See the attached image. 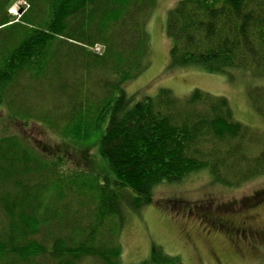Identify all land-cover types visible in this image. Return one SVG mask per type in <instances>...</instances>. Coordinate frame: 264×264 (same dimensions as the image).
Instances as JSON below:
<instances>
[{
	"label": "trees",
	"instance_id": "1",
	"mask_svg": "<svg viewBox=\"0 0 264 264\" xmlns=\"http://www.w3.org/2000/svg\"><path fill=\"white\" fill-rule=\"evenodd\" d=\"M12 1L0 0V26L15 23L8 13ZM27 1L23 30L0 48V106L4 98L9 109L23 104L0 116V264H121L123 211L150 203L156 185L201 169L228 186L264 174V129L235 120L226 97L198 88L177 96L162 87L137 100L125 92L124 84L150 65L146 24L156 0ZM165 34L171 67L228 75L264 70V0H178L167 11ZM98 44L101 52L93 49ZM61 50L76 53L81 69H106L112 80L95 81L110 95L36 104ZM22 74L26 101L35 100L29 106L16 88ZM246 94L264 120V85H251ZM105 113L98 145L109 170L104 174L63 173L61 161L44 159L9 130L15 119L40 121L77 146ZM92 146L80 145L83 151ZM262 201L264 191L254 202ZM137 264L182 260L152 245Z\"/></svg>",
	"mask_w": 264,
	"mask_h": 264
},
{
	"label": "rangeland",
	"instance_id": "2",
	"mask_svg": "<svg viewBox=\"0 0 264 264\" xmlns=\"http://www.w3.org/2000/svg\"><path fill=\"white\" fill-rule=\"evenodd\" d=\"M177 1L156 0L146 24L150 40V65L135 79L124 84L125 92L137 100L144 95H155L162 87L169 88L177 96H185L198 88L226 97L235 120L263 130L264 120L253 110L246 91L251 85H264V70L251 72L233 69L228 75L206 72L196 65H169L165 20L167 11ZM26 7L27 0H13L8 7V13L15 23L0 26V48L17 38V32L23 30L19 20ZM93 49L101 52L102 45L98 44ZM75 55L67 50L55 54L57 62L51 67L52 74L48 75L49 80L42 81L41 101L35 102L31 97L30 101H26V74L20 75L16 88L21 89L19 95L25 106L34 102L65 105L70 95H75L82 102L85 98H93L92 95L100 98L110 95L107 87L105 89L101 87L102 83L95 81V77H98L108 83L112 80L109 72L102 68L96 71L81 69L76 66L78 61H75ZM66 81L71 83L70 87H60ZM117 93L113 91V97ZM2 104L0 116H4L5 112L12 115L15 108L23 107L22 103H17L9 109L5 98ZM108 114H103L98 128L89 139L74 141L77 146L68 144L64 137L40 121H27L24 125L23 121L15 119L9 123V130L25 137L26 144L44 159L61 161L59 166L63 173L81 170L104 174L107 165L98 145ZM87 143L93 146L83 151L80 145ZM262 191L264 174L236 186L214 181L208 169L193 172L180 181H164L154 187L150 203L138 210L125 207L118 237L121 247L119 262L137 264L149 257L151 247L155 245L166 254L179 255L182 264H264V239L256 247L250 248L218 228L219 224L229 222L232 226L264 229V201L254 202ZM81 264L97 262L84 260Z\"/></svg>",
	"mask_w": 264,
	"mask_h": 264
},
{
	"label": "flooded vegetation",
	"instance_id": "3",
	"mask_svg": "<svg viewBox=\"0 0 264 264\" xmlns=\"http://www.w3.org/2000/svg\"><path fill=\"white\" fill-rule=\"evenodd\" d=\"M218 228L223 229L228 235L236 239L239 243H242L250 248L256 247L264 239V229H253L245 225L232 226L229 222L219 224Z\"/></svg>",
	"mask_w": 264,
	"mask_h": 264
}]
</instances>
